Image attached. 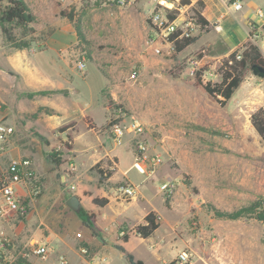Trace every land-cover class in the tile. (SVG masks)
Segmentation results:
<instances>
[{"label": "rangeland", "instance_id": "374dc122", "mask_svg": "<svg viewBox=\"0 0 264 264\" xmlns=\"http://www.w3.org/2000/svg\"><path fill=\"white\" fill-rule=\"evenodd\" d=\"M24 1L35 22L26 30L15 29L14 34L29 42V47L14 48L0 32V123L14 127L12 136L0 143V170L17 156L29 158L33 167L37 165L34 170L41 194L30 206L29 221L17 218L10 227L8 238L13 246L7 257L11 259L22 249L34 230L38 231L33 239L42 243L46 242L38 238L39 234L49 233L51 227L58 234L67 230L76 239V232L83 231L84 235L87 231V218L95 220V214L84 207L71 210L65 204L77 193L76 181L61 180L67 173L65 163L70 156L76 157L66 143L73 147V139L79 134L76 149L93 144L81 161L85 171L75 159V175L81 169L91 178L87 179L90 189L82 195L92 194L95 188L113 191L120 197L117 202L129 205L133 201L141 209L154 206L162 221L172 222L171 227L166 221L162 223L150 238L133 237L128 247L135 256L147 258V253L154 252L152 264H162L163 260V264H176L178 254L184 251L191 264H264V222L255 219L261 207L253 209V204L264 199V145L250 123L251 115L264 107V79L247 71L225 106L194 84L200 70L204 82L218 83V68L229 54L237 52L239 58L246 44L259 45L252 40L253 29L244 43L230 50L213 25L202 29L197 22L198 14L204 18L207 0H175L178 10L172 17L178 28L173 40L152 31V4L148 0H130L127 6L112 0ZM253 3L264 11V0ZM6 4L7 0H0L1 6ZM190 21L195 26L188 37L196 41L176 52L174 42L187 38L181 34V26ZM259 50L264 57V49ZM39 67L41 76L35 72ZM45 75L53 88L67 84L69 76L74 78L72 85L80 91L77 96L93 105L94 120L98 124L103 119L104 124L91 129L94 125L86 116L44 131L38 126L40 109L17 114L13 109L16 98L24 101L34 96L66 95L65 89L35 92L28 87L29 82H38ZM45 111L51 115L54 110ZM110 118L125 122L135 118L143 133L126 135L116 144L109 130L103 129ZM139 142L145 143V151L139 152ZM52 152L63 159L58 169L50 161ZM118 160L114 178L100 183L92 167L100 163L98 169L104 170L107 162L116 164ZM109 169L116 171V166ZM167 183L172 185L170 193L161 190ZM126 185L134 187L133 198L122 197L119 192ZM55 197V204L46 206L44 198ZM92 204L101 206L94 200ZM164 206H173L170 215ZM243 208L252 210L238 220L220 217ZM137 224L120 222L112 227L114 242L106 248L97 246L107 258L104 264H127L116 246ZM91 229L92 237L104 236L98 228ZM82 242L83 236L75 246ZM92 242L97 245L94 239ZM68 257L69 264H80L73 250L68 251Z\"/></svg>", "mask_w": 264, "mask_h": 264}, {"label": "crops", "instance_id": "0c3cea01", "mask_svg": "<svg viewBox=\"0 0 264 264\" xmlns=\"http://www.w3.org/2000/svg\"><path fill=\"white\" fill-rule=\"evenodd\" d=\"M254 0L253 1H247L243 7V10L239 13H234V14H229L231 15L232 18H229V16L226 14V9H225V4L224 0H207V4L205 6V9L202 12V15L204 18L209 22L210 25L214 26V29L218 35H220L226 44V46L232 50L236 48L237 46L241 45L244 43L249 34L251 33V28L252 24L254 25H261L264 24V17L262 19H259L255 16L256 10H261L254 5ZM263 16H264V11ZM231 34V35H230ZM42 69L36 68L35 72L38 74V76H41ZM52 82H50L49 78L45 77L40 78L38 82L31 81L29 82V88L32 89L35 92L39 91H52L51 89H65L67 90L65 96H56L52 94H48L45 96H34L32 99H25L24 101H19L18 98L15 99L14 108L17 114L19 115H27L32 112H35L37 109L41 110V115L42 117L37 118L39 122L38 126L40 129H43L44 131H51L55 130L58 127L73 121L74 119H78L79 117H90L92 124L94 125V128L96 127H101V125L104 124V120L100 121L98 124L94 120V114L92 113L93 111V105L89 103H85L83 99L79 98L77 95L80 94V91L75 87L73 84H75L74 78L71 76L68 77V80H66L67 84H64V86H57V87H51L49 85ZM70 84V86H69ZM69 88V89H68ZM77 89L76 91L74 89ZM78 98V99H77ZM100 107L102 108V105L100 104ZM46 109L49 110H54L51 115H47ZM75 115V116H74ZM62 116V117H60ZM74 116V117H73ZM79 121H77L78 123ZM96 126V127H95ZM91 131V130H90ZM79 137V134L76 135L73 139L74 145L73 147L68 148V151L70 153L76 154V157L74 158L73 156L68 159V160H73V162L77 167L75 159H79V166L81 169L84 171L86 170L87 167H82V158L87 157V151L93 147V144L91 143H86V145L79 146L78 149L75 147V141ZM98 139V138H97ZM15 150H13L14 153ZM18 157V156H17ZM15 157V158H17ZM63 160V159H62ZM64 163V162H63ZM67 163H65L67 173L62 176L61 180L62 181H76V189L77 193L74 195L77 197L79 201V206L84 207L86 210L91 211L95 214V220L91 221V219L87 218L88 221L86 222V229L87 231L83 235V231L81 232H76V234H80V238H74V235L72 233H69L67 230H65L63 233L58 234L53 227L49 229V233H45L44 235L39 234V239L45 241L47 245L50 247V257L47 261H44V264H58L57 260L59 256L63 255L67 260L69 264V257H68V251L73 250L77 254L80 260V264H92L91 262H87L85 258H83L79 252H78V247L79 246H85L87 247L91 253L98 254L100 256H103L104 252L101 253V250L97 248V246H100L102 248H106V245H111L112 241L114 242L115 236L112 234L113 230L112 227H115L117 223L120 222H125L127 224H133L137 223V225H140L143 223L144 217L149 213V212H154L158 215L159 217V227L158 229L151 235L154 236L159 229L161 228V224L166 221H162L161 213L158 211L154 206H144L145 208L141 209L137 206L138 204H135V202H131L129 205H124L121 202H117V199H119V196H116V192H105V190H98V189H92V194L88 195H82L85 190L90 189L88 187L87 176L84 174L85 172L80 169V172L78 175L70 174L68 172L67 168ZM118 162L116 161V171L112 174L110 179L114 178L115 173L118 170ZM37 165L34 163V169L37 170ZM89 168L92 167V164L89 163L88 165ZM125 180H128L133 186H136L132 181L128 178H123ZM109 180V179H108ZM109 182V181H108ZM95 195V196H94ZM95 197L103 198L107 202L102 205V206H95L92 204V201L94 199H97ZM57 197L54 198H44L46 201V206H53L55 204V200ZM34 200V199H33ZM33 200L29 201V209L26 217L24 218V221L30 219L32 216V213L30 210V206L33 204ZM43 198H41L40 201H42ZM137 203V202H136ZM66 204V201H65ZM87 205V206H85ZM164 209L167 213L170 215V211L173 209V206H170V209L168 207L164 206ZM171 218V217H170ZM17 219L16 215L10 214L7 218L0 219V231H3L7 237H10V227L13 225L14 221ZM167 224V225H166ZM166 226L171 227L172 222L171 221H166ZM98 228V230H101L105 232L102 236L96 235L92 237V229ZM38 230L32 231V238L27 241L25 244H29L30 242H39L36 239H33L35 234L37 233ZM75 234V236H76ZM83 236V241L82 244L75 246V242L77 239L81 241ZM128 240L126 242H121L119 244L122 246L125 251L128 254H131L136 260H140L143 262V264H152V261H154V257L156 254L154 252H150L149 254L147 253V258L146 256H135L131 251H129L130 247H128V243L131 241L133 237H138L134 231H130L128 233ZM150 236V237H151ZM27 236H25L26 238ZM149 237V238H150ZM93 239L97 242V245L93 244ZM40 240V241H41ZM42 243V242H39ZM45 243V244H46ZM24 244V245H25ZM44 244V243H43ZM101 248V249H102ZM9 253V251H8ZM7 253V254H8ZM152 253V255H150ZM122 258L126 260L125 255L121 254ZM159 257L156 258V260L159 261ZM37 260V259H35ZM32 261V260H31ZM29 264H40L39 262H31ZM39 261V260H38ZM164 263V260L162 261V264ZM102 264V263H100Z\"/></svg>", "mask_w": 264, "mask_h": 264}, {"label": "built area", "instance_id": "2783aa9c", "mask_svg": "<svg viewBox=\"0 0 264 264\" xmlns=\"http://www.w3.org/2000/svg\"><path fill=\"white\" fill-rule=\"evenodd\" d=\"M118 6L130 5V0H112ZM152 4L150 10V24L151 29L157 34L159 31L166 38L174 34L177 31L176 18L170 19V16L175 15L178 10L175 0H148ZM247 1L253 0H224L226 14L239 13L243 10V7ZM255 16L262 19L263 12L256 10ZM263 25L252 24L254 42L259 41V45H256L260 49H264V30ZM195 26L193 22H188L186 25L181 26L182 35L188 37L190 29ZM158 52V50H157ZM238 57V56H237ZM80 67H83L80 64ZM193 74V71H191ZM1 112V106H0ZM109 137L114 143H119L126 135H141L143 133V127L141 123L132 118L129 122L123 120L115 122L108 128ZM14 133V127L6 123H0V143L6 141ZM139 152L146 150V145L143 142L137 144ZM112 167L116 164L112 163ZM68 172L74 174L77 171L76 165L73 160H68L67 163ZM161 190L167 192L172 191V185L167 183L161 186ZM119 192L122 197L133 198L135 195L134 187L126 185L119 188ZM41 188L37 174L34 170L32 161L27 157H17L9 161L7 167L0 170V198L3 200V205L0 206V219L7 218L10 214L16 215L18 219L23 220L29 207V201L40 196ZM27 205V206H26ZM23 218V219H22ZM80 234H76V238H80ZM12 241L7 235L0 231V264H25L32 259L39 261H47L50 257V248L47 244L39 242H30L25 244L11 259L7 257L8 251L12 248ZM79 254L85 258L87 262L92 264L107 263L105 256L91 253L85 246L78 247ZM58 264H68V260L63 256H59L57 260ZM176 264H191V258L186 252H180L176 259Z\"/></svg>", "mask_w": 264, "mask_h": 264}, {"label": "trees", "instance_id": "16d2710c", "mask_svg": "<svg viewBox=\"0 0 264 264\" xmlns=\"http://www.w3.org/2000/svg\"><path fill=\"white\" fill-rule=\"evenodd\" d=\"M110 0H102V2H109ZM182 4L185 2H181ZM205 9V8H204ZM173 17L170 16V19ZM35 22V16L30 12L24 0H7L6 6L0 5V32L6 43L12 45L14 48L21 50L29 47V42L17 39L14 34L15 29L26 30L28 25ZM197 22L202 29L209 26V22L198 14ZM150 23V21H149ZM177 37V34H172L169 39L173 40ZM196 41L194 37L182 38L174 42V49L176 52H181L187 46ZM253 65H257L264 68V57L262 56L259 48L253 44H246L243 51L237 58V52H233L226 57L218 68L220 75V81L218 83L204 82L202 80L203 70L196 72L194 80L195 86L199 87L208 98L214 99L220 106H225L231 99L234 92L243 81L247 71L251 70ZM44 92H40L43 94ZM121 121L120 119L110 118L103 129H108L113 123ZM88 123V121H86ZM250 123L254 128L257 135L260 137L261 142L264 145V107L257 109L250 117ZM91 129L95 128L91 126ZM66 146L70 148L66 143ZM49 158L53 166L58 169L63 160L57 152L49 154ZM112 162H107V169L99 170L100 163H97L92 167V170L96 171L99 176V182L109 179L115 170H110ZM107 201L105 199H94V203H100L101 206ZM27 206V205H26ZM253 209H259L261 211L255 214V219L264 222V199L261 202L253 204ZM29 209V207H27ZM252 209L243 208L233 213H223L221 218L228 220H238L244 216V214L250 213ZM23 219V218H22ZM159 217L154 212H149L143 219V223L135 227V234L142 238H149L159 227ZM128 236L124 235L122 241L126 242ZM117 250L125 255L127 264H143L142 261L136 260L131 254H128L122 246H116ZM25 264H28L27 262Z\"/></svg>", "mask_w": 264, "mask_h": 264}, {"label": "water", "instance_id": "95a60500", "mask_svg": "<svg viewBox=\"0 0 264 264\" xmlns=\"http://www.w3.org/2000/svg\"><path fill=\"white\" fill-rule=\"evenodd\" d=\"M251 72L254 76L260 78V79H264V68L257 66V65H253L251 67ZM66 205L71 209V210H77L78 206H79V201L77 199L76 196H71L67 201H66Z\"/></svg>", "mask_w": 264, "mask_h": 264}]
</instances>
